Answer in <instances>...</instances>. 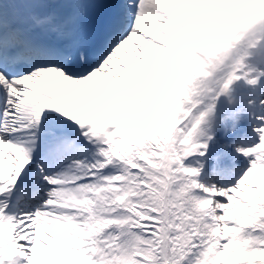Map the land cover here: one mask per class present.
I'll list each match as a JSON object with an SVG mask.
<instances>
[{
	"label": "snow or ice",
	"instance_id": "obj_1",
	"mask_svg": "<svg viewBox=\"0 0 264 264\" xmlns=\"http://www.w3.org/2000/svg\"><path fill=\"white\" fill-rule=\"evenodd\" d=\"M0 264H264V0H0Z\"/></svg>",
	"mask_w": 264,
	"mask_h": 264
}]
</instances>
